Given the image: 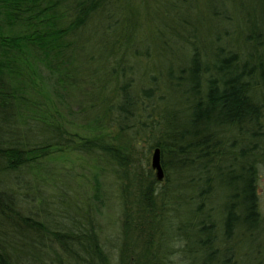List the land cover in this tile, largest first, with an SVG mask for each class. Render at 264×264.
I'll return each instance as SVG.
<instances>
[{
  "label": "trees",
  "instance_id": "trees-1",
  "mask_svg": "<svg viewBox=\"0 0 264 264\" xmlns=\"http://www.w3.org/2000/svg\"><path fill=\"white\" fill-rule=\"evenodd\" d=\"M120 1L0 0V264H110L92 227L82 221L69 227L47 220L45 214L33 217L17 197L15 184L7 182L12 172L48 155V149L64 148L59 133L52 144L43 136L49 123L36 99L56 91L40 81L37 66L63 75V84L86 70L84 77L93 87L91 77L104 79L94 88L100 108L91 123L99 131L114 127L118 133L79 137L75 149L124 169L126 187L139 179L132 169L127 171L134 165L137 138L151 141L150 155L159 149L162 180L156 181L149 167L146 177L151 181L144 190L140 184L139 196H133L140 227H145L140 219L159 218L153 212L156 203L161 201L163 210L168 203L175 205L173 193H165L169 185L161 190L152 185L169 180L176 188H193L188 201L196 204L198 217L206 212L209 217L204 206L210 196L226 192L218 226L213 227L212 220L205 224L204 218L189 223L191 228L198 224L196 233L206 236L196 241L199 251L210 255L203 264H213L219 251L228 250L213 248V242H231L236 250L241 232L264 228L256 189L258 170L264 167V0H249L240 7L243 13L234 30L224 29L207 40L208 48L200 46L198 28L187 26L182 15L173 16L164 33L183 44L174 47L165 38L153 52L130 42L134 23L120 12ZM78 52L85 53L81 72L74 68ZM143 58L148 63L142 67L151 64L149 69L159 72L162 81L144 68V84L133 90V70ZM106 73L111 79L104 78ZM30 101L34 116L28 131L39 130L38 136L31 135L34 143L19 136L21 126L14 121L21 116L20 106ZM138 129L145 133L140 135ZM147 236L143 261L131 254L132 264H158L152 234ZM119 258L120 264L128 261L121 254ZM221 264H234L232 254Z\"/></svg>",
  "mask_w": 264,
  "mask_h": 264
},
{
  "label": "rangeland",
  "instance_id": "rangeland-1",
  "mask_svg": "<svg viewBox=\"0 0 264 264\" xmlns=\"http://www.w3.org/2000/svg\"><path fill=\"white\" fill-rule=\"evenodd\" d=\"M248 2L249 0H121L119 5L120 12L131 23H134L130 42L134 40L138 47H148L153 52V50L156 51L160 41L165 38L174 47L183 44L170 38L173 35L169 37V32L164 33L166 27L172 25L173 16L182 15L181 18H184L187 26L198 28L200 46L208 48L207 40H214L224 29L231 27V30H234L232 27L236 26L237 16L243 13L240 7L247 6ZM239 23L241 25V21ZM158 29L160 31H157ZM84 55L85 53L82 52L75 54L76 60L79 57L77 63L73 61V64L76 63L74 68L78 70L77 72L85 70L82 66ZM142 63H148V61L143 58L141 65L134 68L131 86L133 90L139 89L144 84L141 79L145 72L144 68L151 71L149 76L154 75L157 77L156 81H162V75L159 72L149 69L151 64L142 67ZM36 72L40 81L52 87L57 93H49L44 98L36 99L40 109L44 112L43 117L49 123L43 136L52 144L51 139L59 133L58 140L64 148L48 149V155L37 157L23 170L12 172L11 183L7 181L9 186L15 184L17 197L21 199L30 215L39 218L45 214L47 220L53 219L69 227L75 221H82L85 227H92L95 237L110 259V264H120V254L124 258L127 257V260L133 254L139 263L142 262L145 253L143 244L146 243L145 239H148L147 234H152L151 241L156 256L153 255L155 257L153 260L158 264L207 263L210 255L205 250L199 251L196 243L197 240L206 239V236L198 235L195 229L199 226L198 220L203 218L205 224H209L212 220L213 227L218 226L217 215L223 212L226 192H215L213 196H210L204 206V209H209V217L206 216L208 212L198 217L195 210L196 204H189L188 201V197L194 194L192 187L177 186L179 190L173 184L171 186L169 180L152 183L153 186L158 187V190L166 184L169 185L170 188L166 186L165 193H173L172 201L175 205L168 203L163 210L161 201L156 203L153 212L159 218L154 221L140 219L145 224L144 228L140 227L139 220L136 219L139 213L135 210L137 206L133 196H139L140 184L144 190L151 181L149 177H146V171L150 167V152L147 151V145L151 141L138 137L137 143L133 144L135 161L133 168H127V171L131 172L132 169L139 179L133 185L126 187L129 182L125 178L124 169L112 162L108 164L99 160L93 152L75 149L76 144L79 143V137H93L99 134H108L109 137H113L118 133L114 127L99 131L94 129L91 123L97 114L96 111L100 108L94 88L104 79L96 75L91 77L93 87L84 77L86 70L77 76L79 81L75 77H67L63 84L61 81L64 79L63 75H52L47 68L40 66L36 67ZM103 76L106 80L111 79L107 73ZM32 97L30 96V99ZM31 103L30 101L20 106L21 116L14 121L21 126L22 133L19 136L34 143L31 135L37 134L38 136L36 131L39 130L28 131L29 124L33 122L32 115L34 116V112H31L33 104L29 106ZM144 133L143 130L140 135ZM132 174L130 173L129 177ZM256 181L258 202L263 214V166L258 170ZM178 183L176 182L175 185ZM129 191H132V196L129 195ZM126 218L130 220V225L124 223ZM86 219L91 222L90 225L85 222ZM194 220L198 223L194 225L196 228L189 227V223ZM51 225L55 228L60 227V224L54 222ZM139 234L142 237L137 239ZM185 236L190 238L186 240ZM216 246L219 248L223 246L228 250L225 254H222L224 251H219L215 255L213 264H221L229 253L232 254L234 264H258L259 261L264 264L263 227H257L251 233L241 232L236 241V250L231 242L223 243L218 240L216 243L213 242V248ZM51 254L57 255L56 252H51ZM126 261L123 260V262ZM126 264H132L131 260H128Z\"/></svg>",
  "mask_w": 264,
  "mask_h": 264
},
{
  "label": "water",
  "instance_id": "water-1",
  "mask_svg": "<svg viewBox=\"0 0 264 264\" xmlns=\"http://www.w3.org/2000/svg\"><path fill=\"white\" fill-rule=\"evenodd\" d=\"M150 167L154 172L156 181H161L163 178V169L160 162V151L154 148L150 155Z\"/></svg>",
  "mask_w": 264,
  "mask_h": 264
}]
</instances>
